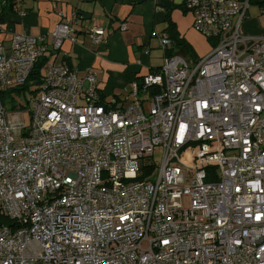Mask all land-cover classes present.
Segmentation results:
<instances>
[{"label":"built area","instance_id":"2783aa9c","mask_svg":"<svg viewBox=\"0 0 264 264\" xmlns=\"http://www.w3.org/2000/svg\"><path fill=\"white\" fill-rule=\"evenodd\" d=\"M249 5L185 0L215 46L196 63L164 56L126 106L101 99L94 73L53 63L27 108L0 98V264H264V37L242 32ZM50 37L0 39V96L76 42L70 22Z\"/></svg>","mask_w":264,"mask_h":264},{"label":"crops","instance_id":"0c3cea01","mask_svg":"<svg viewBox=\"0 0 264 264\" xmlns=\"http://www.w3.org/2000/svg\"><path fill=\"white\" fill-rule=\"evenodd\" d=\"M184 1L22 0L18 12L10 14L2 24L4 33L0 39L8 43L13 35L25 34L41 39L51 48L50 34L55 27L70 22L76 42L64 41L59 50L49 51L44 57L46 63L64 65L75 70L79 78L94 73L101 99L126 106L131 83L141 81L161 66L165 55L159 40L167 36V15L197 57L205 54L203 40L191 29L193 18L183 9ZM123 25L125 30H121ZM94 26L105 31L106 40L99 44L87 34ZM242 32L245 36L264 37V26L260 18H250L247 12Z\"/></svg>","mask_w":264,"mask_h":264},{"label":"trees","instance_id":"16d2710c","mask_svg":"<svg viewBox=\"0 0 264 264\" xmlns=\"http://www.w3.org/2000/svg\"><path fill=\"white\" fill-rule=\"evenodd\" d=\"M15 1L17 0H8V5H4L2 8H0V26L1 27H2V24L5 22V19L10 14L18 12V5L22 2V0H18L17 5ZM251 4L257 5L258 8L261 10V12L264 13V0H250V5ZM185 12L187 11L185 10ZM166 19H167V24H168V28L166 30L167 31L166 38L170 41V46L168 45L163 49L160 45V47L163 50L164 55L167 57H170L173 55H179V56L186 58L188 56L191 57L190 54L193 53V56L191 57L193 58L195 53L192 47L183 38L179 37V34L176 31L175 25L170 21L168 15L166 16ZM192 27H193V21H192ZM206 39L211 44V46L212 44H214L213 39H210V38H206ZM46 61H47L46 58L39 59L38 62L35 64L34 69L32 73L30 74L28 80L25 82V84H23L20 87H15L7 91L13 94L24 92L25 90L29 91V88L31 86H34L39 82V76L42 74L41 73L42 68L45 67L47 64ZM159 71H160V67L151 70L152 73H158ZM7 91H4L1 93L0 98L2 102H4L3 97H5V94ZM0 220H2L3 223L7 222L5 219H2V218H0Z\"/></svg>","mask_w":264,"mask_h":264},{"label":"rangeland","instance_id":"374dc122","mask_svg":"<svg viewBox=\"0 0 264 264\" xmlns=\"http://www.w3.org/2000/svg\"><path fill=\"white\" fill-rule=\"evenodd\" d=\"M248 16L250 18H252L253 16H256L258 18H260L262 25L264 26V14L261 13V10L258 8L257 5L255 4H251L249 6V11H248ZM194 32L197 33V35L203 40L204 44L202 46H204V48L206 49V51L204 50L205 54L200 55V57H197V54H194V57L191 58L193 56V53H191V57L188 56L186 57L187 60H190L194 63H196L200 58H203L204 56H206L207 54H209L212 50V48L215 46L214 44H211L208 42V40L203 37L200 33H198L193 27L191 28ZM192 43L194 42L193 37H190ZM36 88L34 86H31L29 88V91H24V92H20L17 94H13L10 93L9 91L6 92L5 97H3L4 100V105L5 107L8 109V112L13 110V109H21V108H27V102L28 100L31 99V93L35 90ZM127 104V102H126ZM129 104V103H128ZM127 104V105H128ZM149 104L150 101L147 100L146 102H144V111L145 114H148L149 111ZM16 106V107H15ZM20 119L22 121L23 124L27 125L29 123V114L27 112H23L21 113ZM162 156L163 153L161 150L156 149L154 151L153 157L147 159L146 161H144V165H153L154 169L156 170L157 168H159L161 161H162ZM130 166H134L135 168H137L138 163L136 162H132L130 164ZM184 204L186 206L189 205V200L186 199L184 201Z\"/></svg>","mask_w":264,"mask_h":264},{"label":"bare ground","instance_id":"6f19581e","mask_svg":"<svg viewBox=\"0 0 264 264\" xmlns=\"http://www.w3.org/2000/svg\"><path fill=\"white\" fill-rule=\"evenodd\" d=\"M45 68V67H44Z\"/></svg>","mask_w":264,"mask_h":264}]
</instances>
